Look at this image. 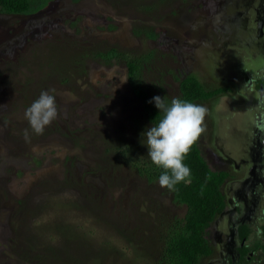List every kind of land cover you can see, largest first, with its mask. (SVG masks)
I'll return each mask as SVG.
<instances>
[{"label": "rangeland", "instance_id": "rangeland-1", "mask_svg": "<svg viewBox=\"0 0 264 264\" xmlns=\"http://www.w3.org/2000/svg\"><path fill=\"white\" fill-rule=\"evenodd\" d=\"M256 1L29 0L24 13H0V264H160L184 206L140 171L152 163L144 105L159 111L155 96L170 105L185 74L209 90L222 81L228 92L192 102L208 109L199 145L215 168L237 158L228 146H242L237 134L250 121L243 109L232 116L244 100L237 82L245 73L264 78V47L250 44L253 24L264 41ZM109 50L116 55L99 57ZM42 91L55 97L58 116L37 134L25 110ZM252 98L264 144V97ZM257 171L256 189L264 184ZM226 221L215 216L210 242ZM213 251L195 264H225L218 242Z\"/></svg>", "mask_w": 264, "mask_h": 264}, {"label": "flooded vegetation", "instance_id": "flooded-vegetation-1", "mask_svg": "<svg viewBox=\"0 0 264 264\" xmlns=\"http://www.w3.org/2000/svg\"><path fill=\"white\" fill-rule=\"evenodd\" d=\"M258 1H256L255 7L256 5L264 3V0ZM255 11L256 15H258L259 11L256 9ZM251 12L253 14V3L251 5ZM259 17L260 16H257V22L259 21ZM256 31L257 26L253 24V39L250 41V44L252 42L255 49L261 50L264 47V41L259 40L260 36L255 33ZM262 31L263 27L261 29V32ZM246 44L249 46L248 43ZM255 53V55L253 54L254 58L259 54L257 51ZM182 77H180V79ZM220 83V87L210 90L203 87L206 91H213L215 93L200 101H207L216 95L228 92L229 88L227 84H223L222 81ZM239 86H242V88L238 89ZM236 90L243 91L244 100L235 103V108L231 110L232 116L234 118L240 117L237 112L243 109L245 113H247V116H250V121L244 125L242 132L239 131V134H237L239 135V137H237L238 142L241 140L238 145H242H239V149L232 147V145L228 146L229 143H226L228 148H232V151L238 157L233 158L232 161L228 159L227 161L223 160L221 166L217 168L208 163L213 170L225 174L224 180L220 186V193L223 196L225 206L218 216L227 215L226 223L229 225L224 228L227 230L226 233L220 235L217 241L210 242L209 230L212 223L210 224L206 233L210 254L205 256V258L213 254V245H215V242H218L221 249V252L217 253V257H220L218 263H220L221 260V262L225 264H264V238L262 237L261 229L264 223V184L256 189L253 178V174L256 172L258 173L257 169H261L262 175L258 177L263 178L264 182V144L261 143L263 138L259 140L257 132L253 128V119L251 120V118H253V112L249 108V104L253 102V92H255L257 98L264 97V78L260 77L255 79L250 76V73H245L242 81L237 82ZM228 110L229 109H226L225 112H228ZM240 136L243 137V139ZM201 154L203 155L202 151ZM225 154L228 155L227 152H223L224 156ZM204 159L206 160L205 157ZM229 184H232V190L228 189ZM258 229L259 235L257 234ZM256 237L260 238V244L256 243ZM213 255L216 257V253Z\"/></svg>", "mask_w": 264, "mask_h": 264}, {"label": "trees", "instance_id": "trees-1", "mask_svg": "<svg viewBox=\"0 0 264 264\" xmlns=\"http://www.w3.org/2000/svg\"><path fill=\"white\" fill-rule=\"evenodd\" d=\"M29 0H0V13L19 14L29 9ZM100 58L111 59L116 54L114 50L98 54ZM127 73L132 76L135 65L126 63ZM138 86V84H137ZM136 85L133 93L140 98L142 92ZM178 92L181 100L194 102L206 99L215 92L206 91L192 74L183 76L178 82ZM146 119L153 125L162 118L163 113L150 109L144 105ZM183 163L190 168L191 175L185 181L175 185L170 191L172 200L184 206V214L174 220L164 235V247L160 264H195L199 257L210 254L207 230L217 216L224 209L223 196L220 186L225 174L213 170L201 154L198 141L192 146ZM142 168L146 180H158L162 169L150 163ZM264 238V223L261 227Z\"/></svg>", "mask_w": 264, "mask_h": 264}, {"label": "clouds", "instance_id": "clouds-1", "mask_svg": "<svg viewBox=\"0 0 264 264\" xmlns=\"http://www.w3.org/2000/svg\"><path fill=\"white\" fill-rule=\"evenodd\" d=\"M154 103L163 113L157 124L148 128L143 134L146 137L148 157L151 162L163 171L158 179L161 188L174 190L175 185L185 181L191 170L183 161L192 146L204 133V119L208 109L202 105L172 98L170 105L163 98L155 96ZM58 116L55 97L42 91L39 97L25 110V119L37 134ZM259 235V229L257 230Z\"/></svg>", "mask_w": 264, "mask_h": 264}]
</instances>
